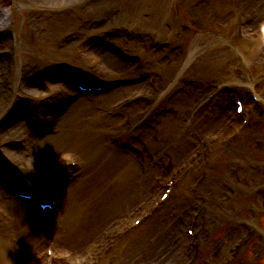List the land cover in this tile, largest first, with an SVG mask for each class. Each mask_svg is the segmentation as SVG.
<instances>
[{
    "label": "rangeland",
    "instance_id": "rangeland-1",
    "mask_svg": "<svg viewBox=\"0 0 264 264\" xmlns=\"http://www.w3.org/2000/svg\"><path fill=\"white\" fill-rule=\"evenodd\" d=\"M7 2L22 7L21 12L16 11L14 24V30L19 38V47L14 50L12 47L9 48V43L6 45L10 54L9 57L0 61V66L2 64L4 67V69L0 67L1 76L8 70H14L18 64L19 66L21 64L22 69L28 70L27 73L31 75L35 67L52 63L71 64L72 62L75 65L77 62L79 63L78 73L79 68L84 73L89 70L93 72L90 76L94 79H97V75L102 73L101 71L104 72L105 69L109 75L108 78L103 77L108 81L123 79L135 73L136 69L131 65L122 67L120 70L111 62H104V58L107 55L112 56V54L108 52L101 54L103 49L93 53V51L84 50V45L82 49L78 46L79 40L85 35L101 33L114 47L119 46L124 51L139 54L145 59V68L141 72H151L157 77L159 90L156 94L174 81L175 84L170 88L171 90L174 87H180V85L181 87L194 85L196 82L188 78L189 74L198 77V81H202L204 86H207L205 87L208 89L206 95L209 97L205 100L209 102L213 97L211 91L214 93L215 86H223V79H226L228 73L233 69L236 63L235 53L243 52L249 62L248 72L253 76V80L259 83L258 92L263 95L264 99V57H260L261 49L264 48V0H8ZM79 4L81 7L78 9ZM41 5L46 7H41ZM70 5L76 9L70 11L62 9L70 7ZM88 5L91 6L88 7ZM83 10L86 11L83 12ZM142 12L149 15L151 19L143 18ZM101 20L103 21L102 25ZM85 21L88 23V27L84 26L79 29V26L85 25ZM164 21L169 22L167 28L163 26ZM149 22L153 23L154 27H158V31L161 32L159 38L170 41L171 47L164 49L165 52L157 55L155 53L147 54L146 47L136 43L127 45L123 42L127 29L134 28L133 25L137 27L134 28L135 30L144 29L150 25ZM96 25L101 26L99 30L96 29ZM195 44L198 45V58L192 62L191 68L183 71L180 78L177 79L178 72ZM77 49H79V57L86 55V57H82L84 59L77 57ZM172 50L180 53L178 58H175V62L170 57L167 58L168 55L175 52ZM98 56L102 57L101 63L98 60L100 66L99 63H95ZM7 60L10 61L9 64L4 65ZM3 61H5L4 64ZM93 64L96 68H93ZM140 73L130 77L138 78ZM12 74L13 72H10V76ZM55 89L57 88H52L49 93L44 94L55 95L56 92L53 91ZM6 93L0 98V113L10 103ZM40 95L43 93L36 96L40 97ZM164 97L163 99L159 98V106L151 110L148 139H142L139 144L136 142L140 147L144 143L143 146L145 145L144 147H147V150L151 151L155 158L159 157L162 160L163 166L169 156L175 155L181 150V144L187 143L189 146L196 144L194 142H196L197 135L199 153H201L199 140L204 136L209 139L213 134L218 133L216 131L221 127L220 124L216 128L199 129V125L205 121L208 123L216 121L214 114L220 116L215 110L216 104H214L213 110L205 108L203 115L196 116V112L191 111V103L187 107L183 103V106L177 105V102L174 101L168 104L170 100L165 101ZM168 106H173L180 112L176 119L169 120L170 110L166 108ZM100 114L96 110L93 112V116L87 117L92 128L86 126L75 132L76 137L86 136L91 143L96 141L99 150L92 147L82 149L80 146L81 153H76L80 155L78 175L80 173L82 178L77 180L69 190L60 194L62 204L55 216L40 218L36 213L32 214L19 207L15 214L14 211L5 208L8 203H12L11 199L0 194V209H4V212L0 213V264H7L9 261L11 264H37L35 260L44 250L45 244L49 242H52L60 253H70L74 259V255H77L76 261H84L83 259L92 252L94 246L99 245L102 241L106 242V239L111 240V243L108 244L96 264H105L106 260L109 262L107 264H146L148 259L149 262L155 261L157 258L154 255L164 243V241L160 242L161 235L171 234L174 226L179 224V219L181 221L185 218L180 226V237L182 238L183 226L187 222L185 211L189 206L188 195L194 191L196 183L201 184V180H205L208 191L211 183H218L223 179H229L232 182L230 185L233 186L240 183L241 188L239 193H232L233 191L228 190L229 184H226L225 187L223 186L224 194L215 197L219 204L218 210L216 209L214 212L212 209L213 212H209L206 206L208 218L215 222V226L207 228L205 226L206 218L203 224L205 227L201 226V255L209 251V258L203 264H236L240 259L246 257L250 261L264 259V111H256L253 128L241 141L232 145L230 153L225 152V147L218 146V153L206 171L210 173L208 177L211 176L210 179L206 177L207 173L204 171H194L188 177L192 170L206 166V158L204 155L190 158L188 156H191V152L188 156L186 155L188 161L176 165V168L180 170L179 190L176 198L164 208L165 222H161L163 220L161 217L158 222H153L143 233L129 237L125 234V227L131 222L132 213L139 205L151 201L148 199L149 196L144 197L147 195V192L143 195L145 189L149 188L150 192L158 187V180L163 177H160L158 173L159 167L156 170V162L148 172V177H141L139 172L142 171L137 165L139 157L135 159L132 157L130 164L133 166V172L126 179H123L121 169L120 171L114 170V174L106 181L96 180L94 177L96 174L103 177V174L99 172L100 169L114 167L110 164H113L112 160L115 158L105 154L110 151L104 148L103 142L114 144L120 148L121 141L127 139L124 137L125 134L107 135L108 129H105L107 126L104 125L101 128L98 125ZM154 119L155 122L151 126ZM190 120L195 123L191 122L190 124ZM78 121L80 119L76 122ZM59 122L60 119L56 124L55 134L51 135L53 138H61L71 133V128H64L62 122ZM21 125L25 126L23 123ZM153 126L155 128H152ZM25 128H23V132L19 133H14V129L5 131L6 133L1 132L0 149L6 147L7 141L16 142L20 137L27 135V149L24 150L25 152L19 151V154L16 155V160L26 163L27 166L17 162L14 165L21 167L20 170L23 171L31 168L36 173H40V171L46 173L42 169V159L37 158L38 153L44 149L43 140L37 141L40 143L34 142V137L32 136V139L31 135L26 133ZM136 129L135 127L130 137ZM158 132L160 137L156 141L154 137H157ZM135 138L138 137L128 140L135 142ZM72 148V145H67L55 154L44 151L47 153L46 160L50 163L55 157L66 152L65 150ZM8 151L17 153L12 148H9ZM72 151L75 152L74 148ZM31 164L34 166H30ZM232 167L238 169L231 175ZM11 171H14L13 168ZM112 187H115L113 191H111ZM228 196L231 197V200L224 202L227 201ZM190 199L192 200L194 197ZM95 201L102 203L97 212L91 207V203ZM197 205H200V201L192 200L189 213L192 214L193 208ZM171 214H177L178 217L173 220ZM24 215L28 217L25 220H23ZM168 223L172 224L170 228H168ZM244 223L247 226L243 228ZM86 226L88 228L85 230ZM207 226L209 227L208 224ZM78 231L85 232H82L81 237L74 238ZM86 231H89L90 234L86 235ZM28 236L31 237L30 241L20 242L12 250L11 246L15 240L23 237L25 239ZM152 238L154 239L151 240ZM139 242L142 243L139 245ZM150 242L151 245L148 248L147 245ZM181 243L177 244L176 249ZM8 250L13 251L14 255L11 256ZM235 255L238 256L234 258ZM137 256L141 258L136 259ZM59 264L66 263L61 261ZM243 264H247V262Z\"/></svg>",
    "mask_w": 264,
    "mask_h": 264
},
{
    "label": "bare ground",
    "instance_id": "bare-ground-1",
    "mask_svg": "<svg viewBox=\"0 0 264 264\" xmlns=\"http://www.w3.org/2000/svg\"><path fill=\"white\" fill-rule=\"evenodd\" d=\"M72 2H74V1H72ZM197 51H198V45L195 44L192 46L191 51L189 52V57H188L187 64L185 67H188L191 62L196 61ZM261 51H264V48L261 49ZM260 56H264V53L262 52V54H260ZM256 57H257V54H256ZM105 61L111 62L112 65H114L116 68H118L120 70L122 67H127V64H125L124 62H122L118 58L112 57L110 55H107L106 58H104V62ZM106 71L107 70L105 69L104 73H106ZM106 74L109 75V72ZM231 78H233V77L231 76ZM59 86H60V83H57V86H52V85L51 86H45L42 88V91H46L47 89H51L52 87H56L57 89H55L53 91L62 96L63 93H61V92H63V89H62V87H59ZM135 90H136V88H119V89L114 90L113 92L105 94L104 96H100V97L96 98V100L94 102H88V99H82V98L79 100H76L66 110V115H63V117L60 119V122H62V124L64 125V128H71V133L66 134L61 138L60 137L53 138V137L49 136L43 140L44 149L37 156V158L42 159L41 160L42 169L50 174L51 171L55 170L54 166H56V164L54 165L52 163L55 158L49 163V161L46 160L47 159L46 158L47 153H45L44 151H48V152L50 151L49 153L52 152L55 154V152L59 151V149H63L67 145H72L75 152L72 151V149H73L72 148L71 150H65L66 152H64L63 154L66 153V154L71 155V156H76L80 159V155H78V153H76V152H80V149H79L80 146L82 149L92 147L96 150H99L98 145L96 144V141L91 143L86 136H77L76 137L75 132L78 130L84 129L86 126L92 128L87 117L93 116L92 114L96 110H98L99 113H101V112L103 113V114H100L99 121H97L99 127L102 128L104 125H106L107 127L105 129H108V127L112 128L113 126H115L114 132H117L116 129L120 128L122 125L119 122L115 121L110 116H112L115 113V110L118 114H120V112H123V111H120L119 107H118V106H120V98H122L125 95L132 94ZM37 93L40 94L42 92H37ZM37 93L34 91L32 93V95H38ZM45 95L46 94H43V95H41V97L45 96ZM205 95H206V92H202L201 94H199L197 90H193V93H188L186 96L185 95L184 96L179 95L173 101L177 102L176 103L177 105L184 102L185 106L189 105L190 103H193L199 112V116H201L204 114L205 110L203 108H200L199 106H201V102H202ZM58 99L59 98H55V100H58ZM221 99L223 100V98H220V100ZM76 106H77V108H75ZM220 107H221L222 111L217 110V112L220 114L221 117L215 115L214 119L216 121H214L213 123L210 122V124L208 123V121H205L204 123H202L200 125L198 123L200 130L212 128L213 126H218L222 123V119L223 118L225 119L226 114H227L226 111H228V109H229V104L225 100H223ZM209 108L212 109L213 107L210 106ZM137 110H138V106L136 105L132 109L127 110L126 112L131 113L132 115H135ZM109 112L111 115H109ZM79 119H80V121L76 122ZM192 123H195V121L192 120ZM111 125H113V126H111ZM23 128H24V126L21 125L20 119L17 117V119H14L9 124L7 123L2 129L4 131H11V129H14V133L15 132L19 133V132H23ZM198 133H199V131H198ZM110 147L112 149H114V146L111 145ZM190 149H191V146L186 145L185 143L182 144L181 150L177 152L179 162L185 160L186 155L190 153L189 152ZM115 152H117V151H115ZM6 154H7L8 162L13 164V166H15L17 169H20L21 167L19 168L17 165H14L16 162L27 166L26 163L24 164L23 162L16 160V158H17L16 155L19 154V151H17V153L14 152V153H10V154H9V152H7ZM105 154L112 155V157L115 158L114 160H112L113 164H110V165H113L114 167H106L105 169H100L99 172H100V174H103V177L96 174V176L94 175V177H96V180L106 181V179H109V177H111L112 174H114L113 173L114 170L120 171L122 169L121 175H122L123 179H126L128 177V175L133 172V166L130 164L131 163L130 162L131 157L129 155L128 156L122 155L120 152L115 153V154L112 152H105ZM27 160L29 162L28 156H27ZM44 160H46L47 162ZM30 162H31V160H30ZM59 165H57V166H59ZM30 166H34V165L31 164ZM97 170H99V169H97ZM23 172H25L26 174H29V175H34V174L38 175L40 173H43L42 171H40V173H38V172L36 173V171L32 170L31 168L29 170H25ZM116 185H118V182H116ZM212 186H213L212 187L213 189L220 190L219 186H215V185H212ZM146 192H147V195H144V194H146ZM205 193H206V188H205V186L201 185L200 189L195 190L191 195L194 196L195 199H198L201 194H205ZM208 193H210V191H208ZM143 195H144V197L150 195L149 188L147 190L145 189V192L143 193ZM6 206L9 210L14 211L15 214L17 213L18 209L16 207H13L12 203H8ZM101 206H102L101 201H99V202L95 201V202L91 203L92 209L95 210L96 212L98 211L99 208H101ZM218 206H219V204L216 202V200H212L211 203L208 205L209 212L210 211L213 212L212 209H214V212H215ZM26 218H28V217L24 215L23 220H25ZM87 228H88V226H86L85 230ZM82 232H85V231L76 232V234L74 235V238L81 237ZM86 232H87L86 235L90 234L89 231H86ZM233 233H235V231H233ZM84 235H85V233H84ZM84 235H83V237H84ZM162 241H166L167 247L169 246V243L166 239V234L162 238H160V242H162ZM174 245H175V243L172 242L171 246L173 247Z\"/></svg>",
    "mask_w": 264,
    "mask_h": 264
}]
</instances>
